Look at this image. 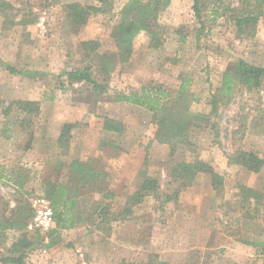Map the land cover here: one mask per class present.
<instances>
[{
    "label": "rangeland",
    "instance_id": "374dc122",
    "mask_svg": "<svg viewBox=\"0 0 264 264\" xmlns=\"http://www.w3.org/2000/svg\"><path fill=\"white\" fill-rule=\"evenodd\" d=\"M2 1L11 9L0 8V61L32 75L0 67V218H8L18 201L32 210L34 199L45 198L48 180L70 188L74 217L81 218L72 228L38 233L40 241L24 251V264H148L155 255L168 264H264V216L243 208L238 197L239 186L264 194V167L249 173L227 158L236 143L264 156V79L257 92L235 86L229 98L219 97L222 75L234 72L238 60L264 67V14L252 37L239 38L234 23V10L255 0H202L204 29L193 0H165L156 14L159 48L140 32L127 59L120 58L114 34L128 0L104 5L96 0ZM73 3L100 11L76 26L64 10ZM85 67L95 82L107 86L106 93L60 75ZM148 88L161 93L158 115L190 120L188 144L175 146L174 153L161 143L155 114L113 101L115 94ZM21 100L40 104L27 133L19 128L22 113L12 108L4 115L9 104ZM106 117L122 124L120 134L103 129ZM65 124L73 127L69 142L61 145L57 138ZM195 160L224 175L221 193L205 174L182 189L168 178L172 166ZM74 161L88 163L105 177L91 185L70 181L68 166ZM144 172L158 180L160 194L178 192L176 202L159 207L149 196L133 207L132 219L111 222ZM23 178L22 187L15 184ZM103 189L115 197L103 199ZM99 203L112 209L110 222L100 224L95 214L86 220ZM30 220L23 232L36 241L35 231L27 229ZM18 236L0 231V256H9Z\"/></svg>",
    "mask_w": 264,
    "mask_h": 264
},
{
    "label": "trees",
    "instance_id": "16d2710c",
    "mask_svg": "<svg viewBox=\"0 0 264 264\" xmlns=\"http://www.w3.org/2000/svg\"><path fill=\"white\" fill-rule=\"evenodd\" d=\"M98 4L104 5L110 3L112 0H96ZM165 0H128L124 7L120 10L119 23L114 34L115 47L119 51V56L122 59H127L132 52V41L140 33L144 32L150 43L153 44V48H159V26L156 23V14L159 8L166 3ZM0 8L11 9L7 4L5 5L0 0ZM202 0H193L192 10L195 18L199 20L200 28L204 29V24L201 20ZM66 16L70 19L73 25L80 26L87 22L91 12L100 11L97 6H83L79 3L68 4L64 7ZM233 11V10H232ZM236 12L234 17V23L236 26V34L241 37H252L259 17L264 14V0H255L253 3L242 2L240 10H234ZM8 23V22H7ZM89 44L83 43L82 46H88ZM0 67H4L9 73L23 76H31L30 72H18L9 64L0 61ZM62 74V75H61ZM61 76H64L69 83H84L92 86L93 91L99 93H106L108 91L107 86L101 85L94 81L90 67H85L81 70L73 71H61ZM264 79V67H256L246 63L244 60H238L236 64V70L234 72H225L222 75L221 85L219 89V97H230L233 93V87L245 88L248 92H257L262 87ZM181 90L184 87L181 86ZM153 92V93H152ZM161 93L158 90L142 89L137 94H115L114 102L130 103L137 106L147 108L148 111L155 114L156 125L160 132L161 143L169 145L171 153H174V147L177 145L188 144L187 131L191 127L189 118H182L181 120L174 119L173 117H164L158 115V112L162 110ZM217 98L213 97L211 101L212 110L216 111ZM12 108L23 114V118L19 121V128L22 132H30L34 126V120L40 113V104L37 101H14L4 110V115H7ZM207 121L204 119L203 121ZM72 125L65 124L62 126L60 134L57 138V142L61 145H65L70 139V129ZM102 127L105 131L120 134L123 130L122 124L117 120L110 118H104ZM238 132V131H237ZM241 132H244L242 129ZM32 139V134L29 133ZM234 151L228 155V163L232 164L239 169H243L249 173H259L264 167V156L260 154L253 146H246L244 144H235ZM29 143L24 150L29 149ZM69 167L68 178L72 182L79 184L89 185L93 183H100V180L105 175L99 171L90 168L88 163H79L77 161L72 162ZM199 174H205L210 179V185L216 192H222L224 175L216 173L212 167L205 162L195 160L191 163L180 162L171 167L168 173V178L174 183L179 184V188H186L193 184L196 177ZM226 175V174H225ZM12 180V179H11ZM10 181V180H9ZM24 178L15 183L19 187L24 185ZM83 182V183H82ZM85 183V184H84ZM43 197L50 201V206L53 211L54 228L49 233H56L57 230H64L72 228L76 225L77 221L81 220L80 217H74L73 211L76 204L75 197L70 194V188L56 184L50 180L44 183ZM93 191L96 189L92 188ZM238 197L241 206L247 207L253 214H262L264 216V194L245 186L238 187ZM178 192H175L173 196L167 194H160L159 182L157 179L148 176L145 172L141 173V179L138 183V189L128 196L124 206L118 211L115 210V218H112L114 222H125L132 219L133 207L140 204L144 198L153 197L159 204V207L164 206L169 202H176ZM115 197L113 192H108L106 189L102 190V198L109 199L110 201ZM15 210L10 212L8 218H0V231H13L19 233L17 239L10 245L9 256H0V264H24V251L34 247L35 243L40 241L38 231H35L38 240L35 241L34 236H29L27 232H23L26 228V223L32 218L33 212L31 209L25 211L24 206L17 202ZM21 205V206H20ZM109 205H101L100 203L94 206L92 214H89L88 219L97 216L100 219L99 223L110 222L112 217ZM32 238L34 241H32ZM119 264H126L121 262ZM148 264H168L167 262L160 260L157 255L151 256Z\"/></svg>",
    "mask_w": 264,
    "mask_h": 264
},
{
    "label": "built area",
    "instance_id": "2783aa9c",
    "mask_svg": "<svg viewBox=\"0 0 264 264\" xmlns=\"http://www.w3.org/2000/svg\"><path fill=\"white\" fill-rule=\"evenodd\" d=\"M31 207L33 210V216L27 226L29 231L46 233L54 228L53 211L47 199H34Z\"/></svg>",
    "mask_w": 264,
    "mask_h": 264
}]
</instances>
